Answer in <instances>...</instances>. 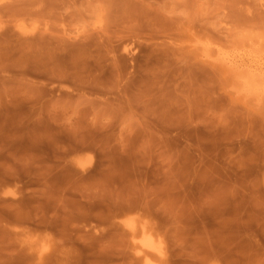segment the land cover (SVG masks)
<instances>
[{
  "label": "rangeland",
  "instance_id": "rangeland-1",
  "mask_svg": "<svg viewBox=\"0 0 264 264\" xmlns=\"http://www.w3.org/2000/svg\"><path fill=\"white\" fill-rule=\"evenodd\" d=\"M263 36L264 0H0V264H264V81L219 64L263 79Z\"/></svg>",
  "mask_w": 264,
  "mask_h": 264
},
{
  "label": "bare ground",
  "instance_id": "bare-ground-1",
  "mask_svg": "<svg viewBox=\"0 0 264 264\" xmlns=\"http://www.w3.org/2000/svg\"><path fill=\"white\" fill-rule=\"evenodd\" d=\"M264 37V36H263ZM263 39V38H262ZM255 42H259L257 39L255 40ZM263 42V41H262ZM249 43V42H248ZM264 43V42H263ZM245 44V46H246V44H247V42L246 43H244ZM252 44V43H251ZM253 44H254V41H253ZM249 45V44H248ZM260 47H262L261 45H260ZM264 47V46H263ZM241 48V47H240ZM242 48H243V46H242ZM251 48V47H250ZM203 50H205V49H203ZM253 50V49H252ZM255 50V49H254ZM253 50V51H254ZM262 51V50H261ZM257 52V51H256ZM204 55H205V53H204ZM212 56V55H211ZM211 56L209 57V58H211ZM207 57V56H206ZM225 57V56H224ZM227 57V56H226ZM225 57V58H226ZM223 58V57H222ZM224 58V59H225ZM230 58V57H229ZM229 58H226L225 60H223V59H221L222 61H223V63H220L219 62V64H224V66L226 67V72H227V69L230 71V72H232L233 73V76L236 74H238V80H239V78L242 76V77H245L246 78V76L248 77V78H250L251 77V79H249V80H247L248 78H246V79H242V77H241V80H244V84L246 85V84H248V83H250L249 85H251V86H249V85H246L247 87H249V88H251V91H252V89L254 88L252 85L254 84V82H258V80H259V84L260 85H262L261 83H263V81H264V78L263 79H260V78H262L263 76H261L260 77V75H259V72L257 73L258 75L256 76L255 75V73H254V76H253V73H250V75L252 74V76H250L248 73V70H246L248 73H246V75H245V70L243 71V72H239L240 71V69H238V66H239V64H238V62H236L235 60H233V59H229ZM234 58H236V57H234ZM239 61V60H238ZM218 62V61H217ZM221 66H223V65H221ZM242 67V66H241ZM237 70H239V71H237ZM230 72H227V73H229L230 74ZM238 72V73H237ZM235 73V74H234ZM239 73H243L245 76H243V74L242 75H240ZM263 75V74H262ZM250 76V77H249ZM252 77H254V78H252ZM234 78H235V76H234ZM247 80V81H246ZM260 80H262V81H260ZM247 83H246V82ZM252 81V82H251ZM242 82V81H241ZM241 82H240V86L243 88V84L241 85ZM257 83V85L258 86H255L256 88L258 87V88H260V85ZM255 85H256V83H255ZM239 86V87H240ZM240 87V88H241ZM253 87V88H252ZM240 88L238 89V90H240ZM255 90V88L253 89V91ZM257 90V89H256ZM260 90V89H259ZM249 91H250V89H249ZM252 91V92H253ZM264 92V91H263ZM254 94V93H253ZM240 95H241V92H240ZM242 95H243V93H242ZM264 95V94H263ZM247 96V95H246ZM257 96L259 97V95L257 94ZM249 97H251V96H249ZM249 97L247 96V99H249ZM263 97V96H262ZM251 99H252V97H251ZM255 100H256V98H255ZM145 241H147L148 242V244L150 245V246H152L150 243H149V241L148 240H145ZM144 241V243L146 244V246H148L147 245V243ZM149 247V246H148Z\"/></svg>",
  "mask_w": 264,
  "mask_h": 264
}]
</instances>
